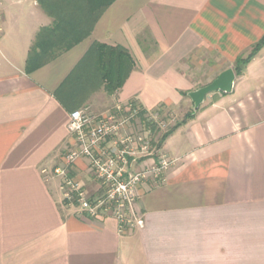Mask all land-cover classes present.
Segmentation results:
<instances>
[{"label": "crops", "instance_id": "obj_1", "mask_svg": "<svg viewBox=\"0 0 264 264\" xmlns=\"http://www.w3.org/2000/svg\"><path fill=\"white\" fill-rule=\"evenodd\" d=\"M0 10V264H264V46L235 70L264 36V0H115L89 35L32 72L29 52L54 17L38 0H0ZM95 43L125 47L135 62L114 94L100 83ZM227 68L233 90L185 117L189 92ZM133 99L149 112L193 107L161 147L174 163L140 184L144 225L120 233L114 217L68 206L41 170L62 163L71 111ZM71 173L100 193L86 160Z\"/></svg>", "mask_w": 264, "mask_h": 264}, {"label": "built area", "instance_id": "obj_2", "mask_svg": "<svg viewBox=\"0 0 264 264\" xmlns=\"http://www.w3.org/2000/svg\"><path fill=\"white\" fill-rule=\"evenodd\" d=\"M3 33L0 10V36ZM142 123L130 104L117 103L102 113L89 106L71 111L69 131L72 143L60 165L42 168L48 181L58 179L63 200L89 218L114 217L118 231L124 233L143 226L134 212L142 181L161 179L174 159L153 144L151 131ZM154 157L150 165L132 170L139 158ZM86 160L87 168L99 181L100 193L91 195L71 173L78 160Z\"/></svg>", "mask_w": 264, "mask_h": 264}, {"label": "trees", "instance_id": "obj_3", "mask_svg": "<svg viewBox=\"0 0 264 264\" xmlns=\"http://www.w3.org/2000/svg\"><path fill=\"white\" fill-rule=\"evenodd\" d=\"M43 9L54 17L52 26L43 27L36 36L35 42L27 59V70L32 72L41 67L63 51H66L89 35L101 14L115 0H38ZM264 46V36L245 56H240L235 62V70L239 75L244 66ZM94 53L97 68L100 73V83L107 93L114 94L124 85L135 62L128 49L122 46L111 47L95 43L90 50ZM137 110L138 118L144 127L154 135L153 144L161 148L164 141L180 124L176 123L168 130L161 132L158 122L151 119V112L143 108L133 99L129 102ZM80 108V107H79ZM78 109V108H76ZM75 110V109H74ZM155 109L154 111H159ZM160 112V111H159ZM191 110L185 117L194 115ZM155 139V140H154Z\"/></svg>", "mask_w": 264, "mask_h": 264}, {"label": "rangeland", "instance_id": "obj_4", "mask_svg": "<svg viewBox=\"0 0 264 264\" xmlns=\"http://www.w3.org/2000/svg\"><path fill=\"white\" fill-rule=\"evenodd\" d=\"M208 72H209V70L205 66L201 69V71H198V73L200 75L205 76L204 78H207L206 75H209ZM194 74H195V72H194ZM107 107L109 108V106H107ZM107 107H103V108H107ZM192 107H193V104L189 102L186 104H181L179 107L172 108V110L171 109H161L163 112L162 111L151 112L150 117H151V119H154L155 121L158 122V125L160 126L161 132H164V131L168 130L169 128H171L173 125H175L178 121L182 120L185 113L189 109H192ZM90 108L93 109L92 107H90ZM93 112H95V111H93ZM98 112H100V110L96 111L95 113H98ZM142 126L144 127V123H142ZM142 126L140 124L139 129ZM141 159L142 158H139L138 161H140ZM130 169L136 170L138 168L135 165L133 167L131 166ZM88 177L96 189L98 187L97 185H99V181L97 180V178L94 176V174L92 172ZM84 188L88 191V189L86 187H84ZM89 194H91V193L89 192ZM91 195H93V194H91Z\"/></svg>", "mask_w": 264, "mask_h": 264}, {"label": "water", "instance_id": "obj_5", "mask_svg": "<svg viewBox=\"0 0 264 264\" xmlns=\"http://www.w3.org/2000/svg\"><path fill=\"white\" fill-rule=\"evenodd\" d=\"M236 79L234 68H227L222 71L217 78L209 84L199 87L189 92V97L194 104V110L197 111L205 101L207 95L213 92L229 93L233 90Z\"/></svg>", "mask_w": 264, "mask_h": 264}]
</instances>
